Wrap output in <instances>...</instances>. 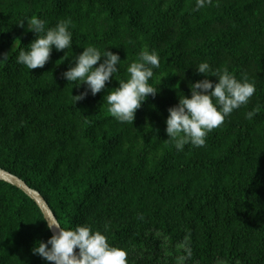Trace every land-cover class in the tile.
<instances>
[{
    "label": "trees",
    "instance_id": "16d2710c",
    "mask_svg": "<svg viewBox=\"0 0 264 264\" xmlns=\"http://www.w3.org/2000/svg\"><path fill=\"white\" fill-rule=\"evenodd\" d=\"M194 9L195 0H0V59L8 53L0 61V167L40 192L65 228L107 226L127 264H264V108L246 119L264 105V0ZM32 16L46 27L70 19L73 44L53 48L31 71L16 53L35 39L27 21L19 25ZM88 46L118 53L119 71L75 103L86 85L63 73ZM145 48L161 60L162 80L150 81L159 91L133 124L118 122L106 96ZM205 61L247 77L256 93L204 147L177 151L168 109L205 78L195 69ZM43 218L29 195L0 179V264H46L32 252L53 235Z\"/></svg>",
    "mask_w": 264,
    "mask_h": 264
},
{
    "label": "clouds",
    "instance_id": "9594fccd",
    "mask_svg": "<svg viewBox=\"0 0 264 264\" xmlns=\"http://www.w3.org/2000/svg\"><path fill=\"white\" fill-rule=\"evenodd\" d=\"M212 0H195V11L210 5ZM27 21L28 31L35 33V39L27 46L17 49L16 62L29 70L43 68L49 61L53 48L63 51L72 48V21H59L54 27H46V22L38 17H26L19 22L24 27ZM19 40V39H18ZM20 44L21 41L19 40ZM16 48L14 44L13 49ZM12 49V51H13ZM65 52L64 58L69 56ZM8 53L0 61L8 58ZM103 58V59H102ZM73 65L63 73L68 82L76 87L86 85L83 92L72 95L74 102L83 100L89 92L95 96L106 89L107 83L119 71L121 57L118 53L95 46L84 48L83 52L72 57ZM98 65V66H97ZM161 66L157 52L143 49L136 62L127 68L126 80H118L119 86L108 91L106 96L108 111L121 123L133 124L136 112L147 98L155 97L159 87L150 81L157 77L156 70ZM205 78L190 82L191 96H179V103L168 109L166 133L177 151H183L185 145L204 147L208 134L220 127L234 110L247 105L256 93L254 83L247 77L238 79L227 68L213 69L208 62H201L195 68ZM214 76L218 82L208 77ZM264 108L257 104L246 112V119L252 121ZM49 230L54 234L45 242L38 241L32 248L34 255H39L46 264H127V254L108 242L104 232L93 230L88 225H76L65 228L59 220L44 215ZM58 229V231H55Z\"/></svg>",
    "mask_w": 264,
    "mask_h": 264
},
{
    "label": "water",
    "instance_id": "95a60500",
    "mask_svg": "<svg viewBox=\"0 0 264 264\" xmlns=\"http://www.w3.org/2000/svg\"><path fill=\"white\" fill-rule=\"evenodd\" d=\"M0 179L7 181V182L17 186L21 190H23L27 195H29L37 203V205L40 207V209L42 210L44 215H50L53 218L57 219L54 211L52 210V208L48 204L47 200L42 196V194L40 192H38L37 190H35L31 186H29L26 183V181H24L20 177L14 175L13 173H11V172H9V171L1 168V167H0ZM51 231L54 234V231L53 230H51ZM55 231H58V229H56Z\"/></svg>",
    "mask_w": 264,
    "mask_h": 264
}]
</instances>
